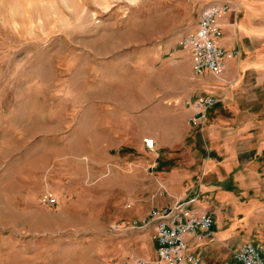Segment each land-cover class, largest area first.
Returning <instances> with one entry per match:
<instances>
[{"label":"rangeland","instance_id":"1","mask_svg":"<svg viewBox=\"0 0 264 264\" xmlns=\"http://www.w3.org/2000/svg\"><path fill=\"white\" fill-rule=\"evenodd\" d=\"M201 3L0 0V264L160 262L150 232L112 225L141 216L131 214L134 199L165 191L152 173L157 146L143 145L150 131L140 106L169 84L162 61ZM119 111L132 114L131 127L107 128ZM230 184L216 199L232 208L225 228L248 236L237 207L263 205L264 193ZM247 212L248 225L261 228L263 211Z\"/></svg>","mask_w":264,"mask_h":264},{"label":"crops","instance_id":"2","mask_svg":"<svg viewBox=\"0 0 264 264\" xmlns=\"http://www.w3.org/2000/svg\"><path fill=\"white\" fill-rule=\"evenodd\" d=\"M225 1L231 7L217 16L218 41L233 55L225 57L222 69L195 73L191 51L180 44L183 35L195 29L198 10L196 20L177 41L179 49L162 61L169 84L143 99L140 108H145L148 118L147 135L154 139L162 158L152 173L165 191L152 198L149 195L145 203L134 199V210H130L143 216L152 208L193 198L189 207L213 218V238L187 239L189 250L200 256L201 264H240L233 252L249 242L247 237L264 240L261 214L255 218L262 219L257 228L248 225L252 212H247L257 209L264 214V204L250 200L248 206L246 202L243 208L237 207L245 212L241 226L248 236H242V230L232 223L225 228V221L233 217L229 201L216 200L220 194L231 193L230 182L243 194L264 193V0H202L200 7ZM204 96L216 102L203 126H195L189 121L193 102ZM129 118L132 114L115 112L107 118L106 127L128 129ZM257 184L260 189H250ZM147 231L157 247L153 232ZM257 244L264 248L263 241Z\"/></svg>","mask_w":264,"mask_h":264},{"label":"built area","instance_id":"3","mask_svg":"<svg viewBox=\"0 0 264 264\" xmlns=\"http://www.w3.org/2000/svg\"><path fill=\"white\" fill-rule=\"evenodd\" d=\"M231 7L228 1L220 4L203 5L198 13L194 30L186 32L180 40L182 47L191 51L193 71L202 70L218 72L224 65L226 56L233 55L218 41L219 25L217 16ZM216 102L212 96H204L193 102L194 112L189 121L202 127L209 108ZM143 143L148 149H154V139L143 137ZM194 199H178L171 204L152 208L145 215L128 223H115L114 229L120 231L151 230L156 240L158 260L165 264H201L200 256L189 250L187 239L197 241L214 237L212 231L213 218L210 214L199 213L189 207ZM53 205L54 197L46 201ZM240 264H264V248L262 245L245 243L239 246L233 254ZM107 264H148L139 256H131L118 261H108Z\"/></svg>","mask_w":264,"mask_h":264},{"label":"trees","instance_id":"4","mask_svg":"<svg viewBox=\"0 0 264 264\" xmlns=\"http://www.w3.org/2000/svg\"><path fill=\"white\" fill-rule=\"evenodd\" d=\"M207 114H208V112H207ZM206 119H207V116H206ZM206 119H205V121H206ZM254 244V243H253ZM255 244H257V243H255Z\"/></svg>","mask_w":264,"mask_h":264}]
</instances>
